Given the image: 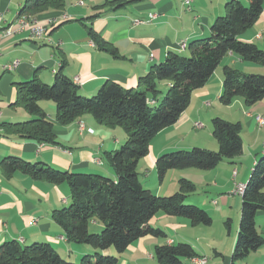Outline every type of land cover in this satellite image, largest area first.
Segmentation results:
<instances>
[{
  "label": "crops",
  "instance_id": "0c3cea01",
  "mask_svg": "<svg viewBox=\"0 0 264 264\" xmlns=\"http://www.w3.org/2000/svg\"><path fill=\"white\" fill-rule=\"evenodd\" d=\"M24 1L0 0V161L7 156H18L62 170L101 173L114 179L105 152H112L124 143L126 133L121 135L117 127L99 123L85 113L72 122L60 124L56 121L54 103L41 100L39 103L53 126L59 125L57 130L53 127L56 142L41 143L19 137L10 124L26 121L34 115L16 103L18 83L30 79L34 73L43 82L50 83L61 68L70 78L79 77L78 92L82 95L96 93L105 80L136 87L139 77L154 63L162 61L168 52L187 55L190 41L207 37L211 23L224 13L228 0H192L189 5H185L184 0H117L113 4L107 3L113 0H66L62 9H49L36 15L37 20L47 24L43 37L32 38L28 29L3 36L2 28L15 24ZM240 1L248 4V0ZM94 14L97 15L89 18ZM148 14L155 16L149 21L134 23L135 19H146ZM50 19L56 21L47 23ZM89 26L107 42L105 47L92 39ZM238 37L261 46L264 2L259 17ZM183 43L185 48L181 47ZM107 48L114 49L115 53ZM14 61L18 62L15 68H6ZM242 61L231 52L221 58L206 83L192 91L188 106L177 120L151 140L148 154L137 162L139 178L141 172L148 171L142 176L147 184L153 182L155 159L162 153L194 146L216 148V142L208 138V107L221 101L223 68L228 65L244 72ZM167 85V81H161L158 87L163 92ZM231 103L240 109L238 119L229 120L212 112L209 115L211 119L218 116L241 124V154L223 159L208 172L186 167L168 179V170L162 179L159 178V184L146 185L155 194L169 195L178 189L179 178L191 180L196 189L188 196V201L205 209L212 217L211 224L191 225L186 217L159 212L150 225L161 228L165 237L149 234L136 239L118 255V264H157L155 246L176 242L191 244L196 256L206 259L205 264H231L242 205L241 194L234 193V189L237 184H246L257 158L264 152V97L252 105L246 104L242 97L233 98ZM256 115H262L263 122H257ZM206 141L209 145H205ZM95 158L101 163L94 161ZM186 171H195V174L191 173L190 177ZM199 175L202 176L200 181L194 179ZM69 202L70 190L65 183L33 179L18 171L6 177L0 169V243L11 239L24 245L47 242L58 253L72 256L73 260L92 253L94 248L90 245L67 240L62 228L51 217L54 209ZM255 220L258 232L264 237V210L256 213ZM101 228L98 220L88 225L92 232H99ZM108 253L115 254V251L109 249ZM263 262L264 245L239 264ZM182 264L194 263L192 258H185Z\"/></svg>",
  "mask_w": 264,
  "mask_h": 264
},
{
  "label": "trees",
  "instance_id": "16d2710c",
  "mask_svg": "<svg viewBox=\"0 0 264 264\" xmlns=\"http://www.w3.org/2000/svg\"><path fill=\"white\" fill-rule=\"evenodd\" d=\"M263 2L226 1L224 13L214 18L207 37L190 41L187 55L168 52L164 60L154 63L144 76L139 77L136 87L105 80L96 93L88 97L78 92L79 83L61 68L54 73L51 84L43 82L36 73L19 82L16 103L34 115L26 121L10 124L19 137L41 143L56 142L53 123L39 103L51 100L58 123L66 124L83 113H89L99 123L121 127L126 140L118 149L105 152L114 179L101 173L62 170L18 156L4 157L0 169L6 177L18 171L53 184L67 183L70 202L54 209L51 217L62 228L67 240L90 245L94 251L83 254L79 262L74 263L62 257L50 243L24 245L11 239L0 243V264H118V255L136 239L149 234L165 237L161 228L150 225L159 212L186 217L191 225H210L211 215L188 201V196L196 189L191 180L181 177L175 192L158 195L142 185L137 162L148 154L151 140L177 120L188 106L192 91L206 83L224 55L231 52L241 60L264 65V49L238 37L259 17ZM65 3L66 0H25L19 15L35 18L40 12L62 9ZM88 32L101 47L106 46L107 42L90 26ZM106 50L115 53L114 49ZM161 81L168 82L163 92L158 87ZM235 97H242L248 105L261 100L264 97V74L245 73L226 65L220 100L230 104ZM211 130L218 142L217 150L194 146L162 153L155 159L158 177L162 179L168 170L174 168L212 169L223 159L241 154L243 142L239 122L215 116L211 119ZM263 189L264 152L257 158L241 193V213L231 264H239L264 245V237L258 232L255 220L256 213L264 210ZM92 220L102 224L99 232L89 231ZM109 249H113L116 255L108 253ZM196 255L193 246L187 242L163 243L154 248L157 264H182L185 258Z\"/></svg>",
  "mask_w": 264,
  "mask_h": 264
},
{
  "label": "rangeland",
  "instance_id": "374dc122",
  "mask_svg": "<svg viewBox=\"0 0 264 264\" xmlns=\"http://www.w3.org/2000/svg\"><path fill=\"white\" fill-rule=\"evenodd\" d=\"M261 46H258V47H262L263 46V48H264V40H262V42H261V44H260ZM164 59H165V57H164ZM163 59V60H164ZM242 62H244V72L245 73H260V74H264V65H260V64H257V63H253V62H250V61H242ZM238 68H241V66H238ZM53 82V81H52ZM52 82H50V83H48V82H46L47 84H51ZM93 94H91V95H85V96H88V97H90V96H92ZM219 103H217L216 105H213V106H210V107H208V138H212L211 140H214L215 142H216V144H215V146L214 147H216V148H211L210 150H212V149H217V139L214 137V135H213V133H212V130H211V116L209 115V113L210 112H212L213 114H218V115H224L223 117L224 118H226V119H229V120H232V119H238V117H239V115H238V113L240 112V109H238L237 108V106H236V104L235 103H230V104H224V103H222L221 101H218ZM231 104H233L232 105V107L231 108H228L229 107V105H231ZM237 111H238V113H237ZM85 114H89V113H85ZM235 114H237V115H235ZM90 115V114H89ZM209 122H210V125H209ZM59 125H57V124H55L53 127H54V129H56L57 130V127H58ZM115 127H117L116 129L117 130H119L118 132H119V134H121V135H124L125 134V132H124V130L121 128V127H119V126H115ZM110 128V127H109ZM202 129H204V128H202ZM201 130V129H200ZM206 132V131H205ZM63 135V134H62ZM109 136H111V134L109 133ZM62 137V139L64 140V136H61ZM205 143V145H209L208 144V141H206V142H204ZM122 145V143L118 146V148L120 147ZM117 148V149H118ZM202 148H204V147H202ZM206 148V147H205ZM208 149V148H207ZM190 168H192V170H195L196 172L197 171H199L198 169H196V168H194V167H190ZM183 169H185V168H183ZM182 168H174V169H170L168 172H167V176H168V173H169V177H168V179L170 178V177H174V175H172V174H174L175 173V175H177L176 174V172H181L182 170H183ZM195 171H186V174H188L190 177H192V174H195L194 172ZM156 172V173H155ZM200 172H208V170H206V171H200ZM143 173H148V171H146V172H141V174H140V179H141V181H142V185L144 186V187H146V185H152V183L154 182V183H156V184H159L161 181L159 180V177H158V174H157V171L155 170L154 171V173H153V177H152V180H153V182L151 183V184H147V182L145 181V179H144V177L142 176V174ZM192 173V174H191ZM150 176V175H149ZM197 177V176H196ZM194 179H198V181H200L201 179H202V176L201 175H199L198 176V178H195V176H194ZM165 180H166V178H165ZM164 180V181H165ZM197 181V180H196ZM176 182H177V178H176V180L174 181V183L176 184ZM153 183V184H154ZM173 183V184H174ZM65 184L67 185V183L65 182ZM238 185V184H237ZM177 186V185H176ZM153 191H156V187H154V190ZM187 203H188V201H186ZM213 216V215H212ZM60 254V253H59ZM62 257H64V258H66V259H68L69 261H73L74 263H78L79 262V260H73L74 258L72 257V256H67V254H65V253H63L62 252V254H60ZM111 255H116V254H111ZM78 259H80V257L78 258Z\"/></svg>",
  "mask_w": 264,
  "mask_h": 264
},
{
  "label": "built area",
  "instance_id": "2783aa9c",
  "mask_svg": "<svg viewBox=\"0 0 264 264\" xmlns=\"http://www.w3.org/2000/svg\"><path fill=\"white\" fill-rule=\"evenodd\" d=\"M192 2V0H184L185 5H189ZM155 14H148L146 19H135L133 20L134 23H142L145 21L151 20ZM63 19L66 18L65 15L62 16ZM52 21H56V19H50L48 20L47 23H51ZM47 24L40 22L36 18L29 16V15H19L18 19L16 20L14 25H9L7 27L2 28L3 30L2 35L3 36H10L12 35L15 31H20L23 29H28L32 38L38 39L43 37L45 31H46ZM257 37H260V34L257 35ZM186 44H182L181 47L184 48ZM1 49V46H0ZM1 54V52H0ZM17 61L12 62L11 64H8L6 68L8 69H13L17 65ZM73 81L75 83H79V77L76 76L74 77ZM262 115H256L255 119L257 122H259V119L262 118ZM82 126V125H81ZM195 126H201V123H195ZM97 163H101L100 159H94ZM241 184V183H240ZM240 184L236 185L234 189V193H240ZM192 261L194 264H205L206 259L200 256H194L192 257Z\"/></svg>",
  "mask_w": 264,
  "mask_h": 264
},
{
  "label": "bare ground",
  "instance_id": "6f19581e",
  "mask_svg": "<svg viewBox=\"0 0 264 264\" xmlns=\"http://www.w3.org/2000/svg\"><path fill=\"white\" fill-rule=\"evenodd\" d=\"M261 122H263V117L259 119V123H261ZM244 187H245V184L241 183L240 184V194L243 192Z\"/></svg>",
  "mask_w": 264,
  "mask_h": 264
}]
</instances>
